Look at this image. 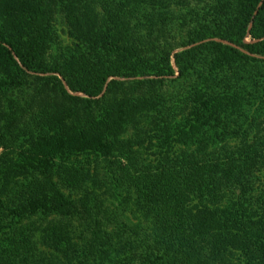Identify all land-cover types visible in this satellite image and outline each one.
I'll list each match as a JSON object with an SVG mask.
<instances>
[{"label":"trees","instance_id":"1","mask_svg":"<svg viewBox=\"0 0 264 264\" xmlns=\"http://www.w3.org/2000/svg\"><path fill=\"white\" fill-rule=\"evenodd\" d=\"M57 6L60 35L52 26ZM172 61L185 79L191 71L205 85L189 87L185 99L197 97L209 114L223 103L209 98L215 88H243L245 78L263 86L264 0H0V150L12 156L20 136L39 149L31 163L0 160V211L11 215L0 229V264H46L37 234L47 250L66 254L80 239L71 223L87 224L107 249L111 233L119 239L121 213L134 216L136 206L144 264H222L233 242L247 264H264V173L261 188L251 187L260 146L180 153L157 166L141 164L145 157L131 148H112L139 105L159 108L155 97L134 92L173 76ZM224 68L229 74L219 77ZM28 77L42 82L51 102L27 118ZM111 152L115 183L102 202L99 184L83 187L90 166L69 159ZM38 158L42 168L32 166ZM231 194L240 196L220 210ZM34 215L47 220L40 230Z\"/></svg>","mask_w":264,"mask_h":264},{"label":"rangeland","instance_id":"2","mask_svg":"<svg viewBox=\"0 0 264 264\" xmlns=\"http://www.w3.org/2000/svg\"><path fill=\"white\" fill-rule=\"evenodd\" d=\"M194 1L197 2V0ZM95 4L99 6L96 2ZM136 9H143V5L138 6ZM55 11L57 12L52 26L55 28V32L60 35L61 28L65 25V19L60 7L57 6ZM137 33H135L136 36ZM172 66L175 71L169 79L150 83L151 89L144 83L141 89L134 92V95L143 93L145 97H155L154 99L160 101L159 108L153 111L147 108L143 109V106L139 105L134 120L126 129L118 132L116 146H112V148L114 147L117 151L124 149V147L131 148L137 156L145 157L144 162L140 160L141 164L157 166L164 164L175 154L222 151L233 149L240 144H253L260 146L263 157L258 162L259 171L256 173L255 182L251 187L253 190L261 188L260 178L264 173V90L261 87L264 84L263 86L258 84L254 86L245 78L241 80L243 81L241 82L243 88L236 85L232 88H215L216 92L209 98H212V100L222 99L223 103L217 113L209 114L197 97H193L195 101L191 98L185 99L187 91L190 90L189 87L195 86L198 90L199 87L204 88L205 86L197 83L196 73L190 71L188 79H185L184 76L180 75L173 61ZM224 74L228 75L229 69L220 70L218 76L224 77ZM26 80L27 83L30 82L31 86L28 90H24V94L27 95L23 96L24 99L28 98V102H30V105H24L25 109L30 108V111L25 113L28 118V115L36 113L44 102L51 101L48 99L47 93L41 90L45 87L41 81L32 77H28ZM201 90L209 93L207 88ZM208 105H210V102ZM42 107L45 108L43 105ZM100 108L98 107L99 111ZM46 110L51 111L49 108ZM38 111L40 112V110ZM28 123L31 125L32 121ZM193 126L197 127L194 128ZM27 139L28 137H19L17 143H21L22 147L16 149L17 152L13 153L12 156L10 154L8 156L7 151L2 152L3 150H0V160H2L3 167L16 155L20 160H23V158L27 160L23 163H31V156H35L32 155V152L39 153V149L36 145H31ZM112 153L114 152L109 153L107 156L99 155L97 157L95 155L85 157L87 155L85 153L76 157L73 154L69 159L71 162H82L83 165L88 164L90 166L91 170L86 177V181H84L83 187H87L90 182H94L95 185L99 184L96 191L100 192L98 200L102 202L108 200L106 199L108 195V198H111V185L114 182L112 179L116 177V175L113 177L114 175L111 174L114 173L112 171L114 169ZM56 161L57 159L55 161L50 160V164L56 167L59 166L61 162ZM23 163L20 161L21 165ZM32 166L42 168L39 158L32 162ZM16 171L21 172L22 168H18ZM105 183L106 186H104ZM255 195L256 191H253L252 197ZM230 196L232 197L228 198L226 196L221 199L220 210L231 208L233 202L240 195L231 194ZM7 206H10V204ZM138 210L142 212L140 207L136 206L133 210L134 216L130 212L121 213L122 215L117 221V228L121 231L115 233L119 239H115L116 237L111 233V247L107 249L103 248V241H96L91 237L86 227L87 224L80 223L76 225L71 223L72 227L75 225L72 236H79L80 239H74V247L66 254L47 250L38 240L39 235L37 234L34 240L37 242L40 257L43 258L46 264H144L146 257L143 249L144 222L140 216L141 213L136 214ZM10 219L11 215L8 211H0V229ZM32 219L38 230L47 223V220L35 215ZM114 225L112 223L109 230ZM82 237L86 239L82 240ZM222 258V264H247L244 251L235 242L224 248Z\"/></svg>","mask_w":264,"mask_h":264}]
</instances>
